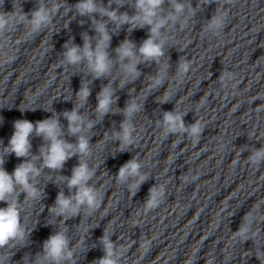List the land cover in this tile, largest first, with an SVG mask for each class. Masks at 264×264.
Segmentation results:
<instances>
[{"label": "clouds", "instance_id": "1", "mask_svg": "<svg viewBox=\"0 0 264 264\" xmlns=\"http://www.w3.org/2000/svg\"><path fill=\"white\" fill-rule=\"evenodd\" d=\"M216 3V0H197V7H193L191 0H131L133 13L130 15L127 11L121 12L119 9L125 6V0H111L105 6L101 0H78L71 7H66L65 13L72 11L79 16H88L91 19L93 30L96 33L95 38L87 33H82L84 40L83 46L76 45L71 40L65 43V51L63 53L64 60L62 63L67 65H79L86 62L88 70L96 79L110 74L113 67V60L108 52L110 47L112 33L109 32L108 24L103 19H96L94 14L100 17H107L116 25L118 31L122 26L128 25V30L135 28H148V38L143 40L139 47L130 39H125L116 49L117 60L123 72V79L120 81V87L125 83L134 81L139 78L140 71L138 65L140 63L155 62L160 64L161 58L165 55V47L168 38L162 35V30L169 28V25L175 27L180 25L183 31L189 23V20L195 16L197 8L203 5ZM112 3L117 6L112 7ZM168 3L170 11L164 13L163 5ZM64 7L63 0H54L52 7L44 6L42 0H38L36 7L30 14H24L21 22L30 19L31 33L35 35L41 29L52 24L54 15ZM187 12V16L185 13ZM228 21L227 12L216 9L213 15L203 26V32H212L214 35H220L225 29ZM15 27V25H13ZM9 28V18L0 14V36L5 32L11 31ZM93 39L95 46L93 47ZM127 61V63H125ZM167 65L158 70L157 74L151 78L148 90L158 88L163 85L166 75ZM191 69L190 62L181 58L177 64L176 78L180 83L188 76ZM233 79L231 73L222 70L219 81L223 87L227 88L229 82ZM171 92L166 91L160 98V103H165L170 99ZM90 96V89L86 83L81 84L80 90L76 93L77 106L71 111L63 113L68 121V130L71 135L77 137L76 143H69L62 138L63 131L59 119L54 115L49 119L37 121L35 124L26 120L18 119L14 121V132L8 141L7 146H3L0 141V203L6 204V207H0V249L5 247L11 249L17 246H25L28 233L21 222V194H24L25 200L37 201L41 196V190L34 183L35 179L40 175L41 169L36 166L37 159L42 160L43 167L50 170H62L65 162L72 156H78V164L72 169V175L67 178V186L69 189H75V193L65 196L63 192L58 193L55 204L49 209L51 213L58 217L69 218L80 214V208L89 209V215L98 210L102 203V196L96 188L89 184V181L95 175L93 169H90L85 157L91 155L89 138L81 134L86 129L93 127L92 121L85 122L84 117L79 113ZM114 90L110 86L102 88L97 95L96 113L99 117H103L111 111V106L115 103ZM202 106V98L199 101ZM142 103L136 98L126 102L124 109L121 110L124 121L121 122L120 131L114 133V138L119 141L118 151H125L136 143L134 136L135 127L131 123V118L141 110ZM23 110V109H22ZM176 110L163 113L161 127L165 138L169 135L186 134L189 139L199 142L203 133L205 124L199 119L190 125H186L183 116ZM2 122V118H0ZM35 134L42 137L45 144L41 146L38 156H31L30 137ZM14 154L17 158H24L23 162L17 165L12 173L5 170V157ZM31 156V158H29ZM248 163L259 167L264 163V145L251 151L247 157ZM143 164L138 157L123 164L116 178L119 182L124 183L130 177H135V183L129 186V191L135 195L136 190L148 178L146 174L141 172ZM165 195L162 187L153 186L149 189V197L145 202V207L151 210L159 205ZM251 210L245 214L241 226L235 232L236 235L247 239L248 233L251 231ZM103 245L104 255L95 262V264H118L119 258L115 255V244L110 240L107 232L100 238ZM10 260V256L5 258ZM73 260V251L69 249V240L66 231L61 229L51 235L43 244V258L37 255L35 264H62L63 261ZM3 264V261H0Z\"/></svg>", "mask_w": 264, "mask_h": 264}]
</instances>
